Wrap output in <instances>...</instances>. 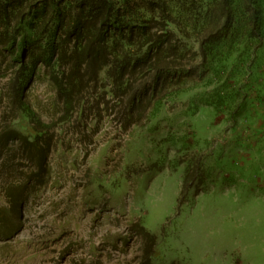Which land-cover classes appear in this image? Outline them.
I'll list each match as a JSON object with an SVG mask.
<instances>
[{"label": "rangeland", "instance_id": "1", "mask_svg": "<svg viewBox=\"0 0 264 264\" xmlns=\"http://www.w3.org/2000/svg\"><path fill=\"white\" fill-rule=\"evenodd\" d=\"M10 77L0 69V264H264V114L234 126L211 106L167 107L123 130L101 103L64 121L39 76L22 93L32 120ZM187 132V149L163 138Z\"/></svg>", "mask_w": 264, "mask_h": 264}, {"label": "trees", "instance_id": "2", "mask_svg": "<svg viewBox=\"0 0 264 264\" xmlns=\"http://www.w3.org/2000/svg\"><path fill=\"white\" fill-rule=\"evenodd\" d=\"M2 68L32 120L22 93L42 76L64 121L103 103L126 130L167 107L186 118L211 106L235 126L250 108L264 114V0H0ZM187 135L163 138L178 151Z\"/></svg>", "mask_w": 264, "mask_h": 264}]
</instances>
